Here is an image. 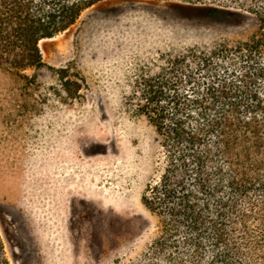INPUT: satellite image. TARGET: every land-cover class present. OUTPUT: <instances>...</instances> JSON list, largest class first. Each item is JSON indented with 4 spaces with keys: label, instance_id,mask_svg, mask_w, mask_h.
Listing matches in <instances>:
<instances>
[{
    "label": "rangeland",
    "instance_id": "374dc122",
    "mask_svg": "<svg viewBox=\"0 0 264 264\" xmlns=\"http://www.w3.org/2000/svg\"><path fill=\"white\" fill-rule=\"evenodd\" d=\"M251 26L244 14L206 5L100 0L38 43L43 63L79 84L75 98L45 68L34 82L0 70L8 264H127L139 255L158 223L141 194L164 149L134 93L182 49L246 37Z\"/></svg>",
    "mask_w": 264,
    "mask_h": 264
},
{
    "label": "trees",
    "instance_id": "16d2710c",
    "mask_svg": "<svg viewBox=\"0 0 264 264\" xmlns=\"http://www.w3.org/2000/svg\"><path fill=\"white\" fill-rule=\"evenodd\" d=\"M98 1L0 0V70L34 82L45 68L75 98L79 84L44 64L38 43ZM176 1L244 14L252 26L246 37L182 49L134 93L164 164L141 194L155 236L127 264H264V0Z\"/></svg>",
    "mask_w": 264,
    "mask_h": 264
}]
</instances>
